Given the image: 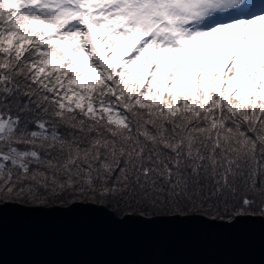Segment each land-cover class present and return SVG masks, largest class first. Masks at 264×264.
<instances>
[{"label": "snow or ice", "instance_id": "1", "mask_svg": "<svg viewBox=\"0 0 264 264\" xmlns=\"http://www.w3.org/2000/svg\"><path fill=\"white\" fill-rule=\"evenodd\" d=\"M64 193L264 214V4L0 0V199Z\"/></svg>", "mask_w": 264, "mask_h": 264}, {"label": "water", "instance_id": "2", "mask_svg": "<svg viewBox=\"0 0 264 264\" xmlns=\"http://www.w3.org/2000/svg\"><path fill=\"white\" fill-rule=\"evenodd\" d=\"M0 264H264V216L0 203Z\"/></svg>", "mask_w": 264, "mask_h": 264}, {"label": "trees", "instance_id": "3", "mask_svg": "<svg viewBox=\"0 0 264 264\" xmlns=\"http://www.w3.org/2000/svg\"><path fill=\"white\" fill-rule=\"evenodd\" d=\"M194 190V186L189 189L190 192ZM254 198V197H250ZM227 200H229L232 203H235V201L229 197ZM5 201H18L24 204H32V205H64V204H70L74 201H91V202H96V203H102L109 207L110 209L115 210L118 212L116 209L119 211L123 212V214L127 213L126 211V206L124 205H118L114 198L110 195L107 197H101L100 195H96L95 199L91 198V194H86L83 198H73L69 193H64L61 196H49L47 201L43 204L32 202L28 200L27 198L25 199H0V203H3ZM166 203L165 204H160V203H155V206L153 207H141L138 209H133L130 212L133 213H141L147 216H152V215H157V214H174V213H181V214H192V213H199V212H205L206 214L210 216H215L219 215L220 217H227L232 219L236 214L234 210L229 207L227 210L225 209H217L212 206V208L207 207V203L204 202V206H200V200L198 197L193 195L191 197V200L183 198V197H178L176 200H172L171 198H166L165 199ZM214 202V201H213ZM255 204V203H254ZM254 204L252 206H254ZM241 207V206H239ZM238 207V208H239Z\"/></svg>", "mask_w": 264, "mask_h": 264}, {"label": "rangeland", "instance_id": "4", "mask_svg": "<svg viewBox=\"0 0 264 264\" xmlns=\"http://www.w3.org/2000/svg\"><path fill=\"white\" fill-rule=\"evenodd\" d=\"M256 2H260L261 0H254ZM97 43L99 44V40H97ZM100 45H103V44H100ZM118 51H120V49L118 48ZM119 58V55L117 57H115V60H114V63L117 62V59ZM132 83H135V80L133 79L132 80ZM127 194H125L126 196ZM125 196H120V195H116V196H112L114 198V200L116 201V203L119 205H124L126 206V211H128L127 213H133V212H130L132 211L133 209H138V208H141V207H153L155 206V204L151 203L150 200H145V199H142L140 197H137V196H133V197H129V198H125ZM255 199V204L254 206H251L250 208L246 209L244 213H251V214H261L264 216V214L261 213L260 211V205L262 203V200L260 197H254ZM235 203H232L230 202L229 200H227L225 203L228 205L227 209L229 207H231L232 210H234L235 212V209H237L239 206H241L242 204V200L240 198H237L236 200H234ZM85 202V201H84ZM156 203H162V204H165L166 201L164 199L163 202L161 201H156ZM208 203V202H206ZM28 205H32V204H28ZM64 205H68V204H64ZM212 205L214 208H217V209H225L224 207V204L222 203H218L216 201H212ZM50 206V205H48ZM113 210V209H112ZM118 212H115L119 215H124L123 212L119 211L118 209H116ZM201 213V212H199ZM126 214V213H125ZM202 214H205L207 216H210L208 214H206L205 212H202ZM236 216V215H235ZM234 216V217H235ZM210 217H215V218H222V219H228L230 220V218H227V217H220L219 215H215V216H210ZM233 217V218H234ZM232 218V219H233Z\"/></svg>", "mask_w": 264, "mask_h": 264}]
</instances>
